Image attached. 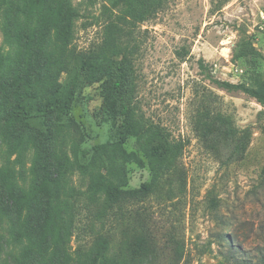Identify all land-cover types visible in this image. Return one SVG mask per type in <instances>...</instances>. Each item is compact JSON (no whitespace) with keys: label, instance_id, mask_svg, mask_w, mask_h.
<instances>
[{"label":"rangeland","instance_id":"rangeland-1","mask_svg":"<svg viewBox=\"0 0 264 264\" xmlns=\"http://www.w3.org/2000/svg\"><path fill=\"white\" fill-rule=\"evenodd\" d=\"M115 1L69 0L77 16L63 63L65 4L0 0V264H18L27 247L29 264H93L100 234L110 238L111 263L129 264L125 236L137 218L157 242L145 264H231L220 234L258 259L264 252V105L213 80L248 82L253 69L264 79V59L244 57L252 47L264 55V0H163L136 20ZM115 43L135 48L140 132L122 144L135 153L128 160L120 154L122 119L106 102L105 69ZM102 52L96 80L87 83L78 66L84 55ZM21 102L28 108L24 120L11 116ZM205 110L250 128L242 160L226 164L201 141L194 122ZM156 134L183 142V185L176 176L163 179L164 187L146 201L105 209L80 166L112 172L121 188H138L151 181L157 165ZM64 162L70 168L60 194V228L45 237V196L32 200L24 219L4 174L17 196L32 192L46 171L57 174Z\"/></svg>","mask_w":264,"mask_h":264},{"label":"trees","instance_id":"trees-1","mask_svg":"<svg viewBox=\"0 0 264 264\" xmlns=\"http://www.w3.org/2000/svg\"><path fill=\"white\" fill-rule=\"evenodd\" d=\"M44 0H31L33 4H40ZM64 3L66 12L64 22L59 32V42L62 48L61 61L66 63L65 58L68 55L69 46L74 38V22L77 16L76 9L69 0H58ZM163 0H116V5L123 6L127 19H142L146 14L156 11ZM34 6V5H33ZM134 46L129 43L116 44L113 50V57L105 69V75L109 83V91L106 102L112 107L115 115L122 119L119 126V143L122 145L129 136L139 134L140 126L136 116L137 105L135 103L134 83H135V63ZM71 55L69 49V57ZM106 57V54L93 53L83 56L77 72L87 82L92 83L96 80L99 73V59ZM235 57L239 58L240 54ZM250 60L264 59V55L254 47L244 55ZM2 63V54L0 52V66ZM205 68V65L201 63ZM19 79V75H17ZM217 85L228 89H240L248 95L254 97L259 103L264 105V79L261 73L253 69L250 73L248 82L233 83L227 80H213ZM64 104L63 107H67ZM28 108L25 103H19L11 116L16 119L24 120L27 116ZM195 129L204 143L218 158L226 164L235 163L242 160L246 154L251 141V130L249 127L238 128L234 125L230 116L205 110L198 113L195 119ZM153 150L152 156L157 165H152V179L143 183L138 188H121L112 172H102L101 169L89 170L88 164L80 166L81 172L85 175L89 173L90 183L89 192L95 197L103 196L104 207L107 210L120 209L128 204L144 202L148 197L161 190L164 187L163 179L172 180V177H179L183 180L184 173L181 171L182 154L184 144L180 141H170L167 136L156 134L152 138ZM121 156L128 160L135 156L134 152H128L123 145L120 148ZM70 166L68 162L61 164L57 174L46 171L42 182L35 185L32 192L13 195L10 181L4 174V185L12 195L11 202L17 208L19 214L26 219L28 209L31 207L32 200L39 194L45 196V216L43 223V235L48 237L49 233L57 231L59 225L58 209L62 205L61 191L63 182ZM137 226L133 227L129 234L125 236L127 250L130 253L129 264H145L146 259L154 256L157 242L149 232L148 226L143 219L137 218ZM220 234L217 238L222 245L227 243V250L222 252L231 264H264V252L255 259L252 256L243 255L235 240ZM110 238L100 234L95 240V256L93 264H112L108 257ZM30 249L27 247L18 264H29ZM186 264V262L184 263Z\"/></svg>","mask_w":264,"mask_h":264}]
</instances>
